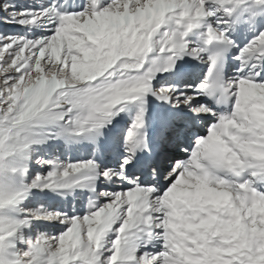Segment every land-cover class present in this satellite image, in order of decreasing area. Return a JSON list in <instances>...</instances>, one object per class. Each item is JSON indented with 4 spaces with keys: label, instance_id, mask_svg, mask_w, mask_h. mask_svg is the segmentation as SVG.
<instances>
[{
    "label": "snow or ice",
    "instance_id": "1",
    "mask_svg": "<svg viewBox=\"0 0 264 264\" xmlns=\"http://www.w3.org/2000/svg\"><path fill=\"white\" fill-rule=\"evenodd\" d=\"M150 6L0 0V264H264V0ZM60 139L89 158L31 148Z\"/></svg>",
    "mask_w": 264,
    "mask_h": 264
},
{
    "label": "rangeland",
    "instance_id": "2",
    "mask_svg": "<svg viewBox=\"0 0 264 264\" xmlns=\"http://www.w3.org/2000/svg\"><path fill=\"white\" fill-rule=\"evenodd\" d=\"M150 2L149 4L151 5L150 7H154V9H156V11L158 13H161L163 11V9L166 8V5L168 3L171 2V0H150L148 1ZM159 3V4H158ZM165 6V7H163ZM158 7V8H156ZM149 8V7H148ZM147 8V9H148ZM146 9V10H147ZM162 9V10H160ZM146 15V14H145ZM146 16H149L148 14ZM7 31H13V30H19V28H13V27H9L8 29H6ZM191 39V38H190ZM246 40V39H245ZM244 40V41H245ZM75 70L77 71H80L82 75H84L88 69H87V66L85 64H79V65H75L74 66ZM155 82V81H154ZM131 114V113H130ZM127 116H129V114H126L124 118H126ZM123 141V139H122ZM61 142H64L62 139L60 140H53V141H48L47 143H45L44 145H32L31 148L32 149H35V150H39L41 151L45 158H50L52 156H56V157H59L60 160H64L66 158H70V156H72L73 154H77L76 151H81V145L82 143H86V142H82V143H79V144H72V145H68L66 144L65 142L64 143H61ZM65 144V145H64ZM62 145V147H61ZM64 145V146H63ZM60 148H63L65 149L66 151H63L62 154H59V150ZM70 151V153L68 154L67 151ZM90 153V152H89ZM79 154V153H78ZM77 154V155H78ZM76 155V156H77ZM74 156V155H73ZM90 156V155H89ZM89 156H87L86 158H79V157H74L72 158L71 160L75 161V160H80V159H88ZM35 167V166H33ZM45 171L47 170V167L44 169ZM34 174V173H33ZM50 194V197H57L55 194L53 193H49ZM75 195L78 197L80 196V190H76V193ZM49 196V195H48ZM72 197V196H71ZM73 198V197H72ZM84 201L86 202V198L84 197ZM43 203V205L45 207H48L50 210H60V209H68V210H71V207H68V208H55V204H50V203H54L53 199L51 198V201L49 200L48 202L44 201V198L42 201H34L32 198H30L28 201H25L24 202V206H37L38 203ZM80 202V203H78ZM103 202V201H101ZM78 203V204H77ZM76 205L77 208H79L80 210V214H83V208H82V204H81V201L80 200H75L74 203ZM63 226L62 225H58V224H54L52 227H48V224L47 222H39V224L37 225L36 228H33L32 230V234L35 235L36 231L39 230V231H45V230H48V231H52L53 233H56L58 232ZM27 232V230H25Z\"/></svg>",
    "mask_w": 264,
    "mask_h": 264
},
{
    "label": "bare ground",
    "instance_id": "3",
    "mask_svg": "<svg viewBox=\"0 0 264 264\" xmlns=\"http://www.w3.org/2000/svg\"><path fill=\"white\" fill-rule=\"evenodd\" d=\"M148 1H150V0H148ZM150 3V2H149ZM159 4V3H158ZM162 5V4H161ZM164 5V4H163ZM162 5V6H163ZM163 7H165V6H163ZM156 8H158V7H156ZM160 10H162V9H160ZM165 11V9H163V11L161 12V13H158L157 11H156V9H154V7L152 8V7H149L146 11H145V14L147 15H149V16H151V17H156V16H158V15H163V12ZM201 30L200 29H195V33H196V37H197V35L199 34V32H200ZM245 40V39H244ZM237 43H239V42H237ZM185 59H187V58H185ZM155 83V82H154ZM129 113H135V108L134 107H130L129 108V110H127L126 112H123V113H121L120 114V116L119 117H117V121L116 122H114V123H117L118 122V130H119V142L120 141H122V139H123V136H121L120 135V133H121V129H122V127L126 124V119H124V117H125V115L126 114H129ZM119 150H121L119 147H118V149H117V151H119ZM220 199H223V197H220ZM50 201H51V199H49ZM49 200H47V201H49ZM258 208H260V209H262V210H264V204H258Z\"/></svg>",
    "mask_w": 264,
    "mask_h": 264
}]
</instances>
